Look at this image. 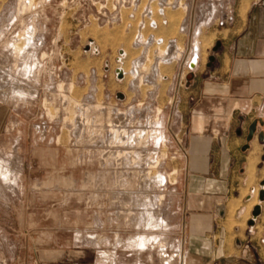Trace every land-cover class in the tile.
Returning a JSON list of instances; mask_svg holds the SVG:
<instances>
[{"label":"rangeland","instance_id":"374dc122","mask_svg":"<svg viewBox=\"0 0 264 264\" xmlns=\"http://www.w3.org/2000/svg\"><path fill=\"white\" fill-rule=\"evenodd\" d=\"M163 1L137 0L122 7L116 0H0V103L8 129L0 133V158L12 160L13 170L20 172L26 158H33L30 181L49 192L43 201L35 193L33 211H19L24 217L35 213L34 232L45 229L44 234L71 239L86 231L79 226L85 220L81 210L95 198L103 208H113L110 218L116 222H136L176 179L175 140L191 106L200 103V94L189 91L208 76L220 39L210 28L213 19L203 24L204 14H190V0ZM161 5L167 7L164 14L158 13ZM149 8L157 28L144 20ZM140 36L163 42L144 46ZM194 40L201 55L189 70L185 60ZM33 141L59 148L64 181L41 175ZM84 171L97 172L91 185L88 178L82 185ZM0 174L12 179L2 162ZM10 192L0 180V254L5 257L0 264H31L25 226L9 210ZM41 214H49V221L37 220ZM110 231L113 239L116 231ZM68 245L74 248L73 242Z\"/></svg>","mask_w":264,"mask_h":264},{"label":"crops","instance_id":"0c3cea01","mask_svg":"<svg viewBox=\"0 0 264 264\" xmlns=\"http://www.w3.org/2000/svg\"><path fill=\"white\" fill-rule=\"evenodd\" d=\"M190 1V14H204L203 24L214 20L210 28L218 30L221 47L201 86L189 91L200 94V103L191 106L181 138L175 140L176 179L160 190L164 194L154 208H144V218L116 222L110 218L113 208H103L95 198L81 210L85 220L79 226L89 231H77L71 239L44 234L45 229L34 232L35 213L24 217L19 211H33L35 193L43 201L49 192L30 181L33 158H26L21 172L13 170L12 160L0 158L11 171V180H0L14 196L9 210L25 226L31 264H264V0ZM229 9L233 20L218 28L215 20ZM1 107L0 133L6 129ZM253 122L256 131L248 141ZM42 144H30L32 156L37 148L38 171L64 181L59 148ZM96 174L82 172L81 183L88 178L91 185ZM256 206L260 214L254 217ZM49 219L41 214L37 220ZM109 230L116 231L113 239ZM117 237L120 244H115Z\"/></svg>","mask_w":264,"mask_h":264},{"label":"built area","instance_id":"2783aa9c","mask_svg":"<svg viewBox=\"0 0 264 264\" xmlns=\"http://www.w3.org/2000/svg\"><path fill=\"white\" fill-rule=\"evenodd\" d=\"M122 1V7H125L126 6V3H131L132 5L134 4V2H136L137 0H116V2H118L119 4L121 3ZM163 0H160L161 4ZM164 2V1H163ZM180 2V1H179ZM172 2L167 0V3L166 4H171ZM115 9H116V6L114 5ZM120 7V8H122ZM165 8H167L166 6L164 5H161L159 6L158 8V13L159 14H164V10ZM154 12L152 11L151 8L148 9L147 12H144L143 14V17H144V20H146V18L148 19L149 18V25L150 27L152 28H157L158 27V22L154 19ZM234 18L233 16V13H232V10L229 9L224 15L223 17H218L216 20H215V23L216 25L219 27H222L224 26L227 22L229 21H232ZM145 23V21H144ZM142 35V33H141ZM141 38V42L146 46L147 44H149V41H156V42H159V43H162L163 42V39L162 38H157L155 36H150L148 38H144L143 36H140ZM200 48L198 46V43L197 41H190L188 43V54H187V57H186V60H185V65L186 67L189 69V70H193L195 69L198 64H199V61H200Z\"/></svg>","mask_w":264,"mask_h":264},{"label":"water","instance_id":"95a60500","mask_svg":"<svg viewBox=\"0 0 264 264\" xmlns=\"http://www.w3.org/2000/svg\"><path fill=\"white\" fill-rule=\"evenodd\" d=\"M221 47V42L217 41L216 42V45L214 46L213 50L214 51H217L219 48ZM214 60V57L211 56L210 57V61H213ZM117 73H118V77L119 78H122V76H124V72L120 69H117ZM188 79H192L193 78V73H190L188 76H187ZM256 131V122H253L252 124H250L249 126V130H248V137H247V140L250 141L251 138H253L254 136V133ZM247 146L244 147V149H246ZM264 185V183L262 184ZM264 198V190H261L260 192V199L263 200ZM260 214V206H256L253 210V216L256 217ZM250 224H253V220L250 222Z\"/></svg>","mask_w":264,"mask_h":264},{"label":"bare ground","instance_id":"6f19581e","mask_svg":"<svg viewBox=\"0 0 264 264\" xmlns=\"http://www.w3.org/2000/svg\"><path fill=\"white\" fill-rule=\"evenodd\" d=\"M13 49H14V51H16L17 52V50H18V48H17V46L16 45H14V47H13ZM127 54V53H126ZM125 55V53L123 54V56ZM117 69H120V70H122L124 73H125V71H124V68L123 67H120V68H117ZM119 96L120 97H122L123 95L120 93L119 94ZM115 126V125H114ZM117 127L119 126V125H116ZM125 126V125H124ZM121 127V128H120ZM119 128L120 129H125L123 126H120ZM128 130V129H127ZM161 198V197H160Z\"/></svg>","mask_w":264,"mask_h":264}]
</instances>
